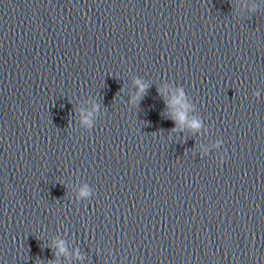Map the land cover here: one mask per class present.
<instances>
[{"label":"water","instance_id":"1","mask_svg":"<svg viewBox=\"0 0 264 264\" xmlns=\"http://www.w3.org/2000/svg\"><path fill=\"white\" fill-rule=\"evenodd\" d=\"M0 264H264V0H0Z\"/></svg>","mask_w":264,"mask_h":264},{"label":"clouds","instance_id":"2","mask_svg":"<svg viewBox=\"0 0 264 264\" xmlns=\"http://www.w3.org/2000/svg\"><path fill=\"white\" fill-rule=\"evenodd\" d=\"M143 90H144V88H143V86H141V87H140V91H143ZM184 119H185V116H184L183 114H180V115H179V120L182 121V120H184ZM192 127H193V128H197V127H199V125H198V123L193 122ZM81 194H82V195H86L87 193H86V191H85V192H82ZM60 251H64L63 247L60 248Z\"/></svg>","mask_w":264,"mask_h":264}]
</instances>
